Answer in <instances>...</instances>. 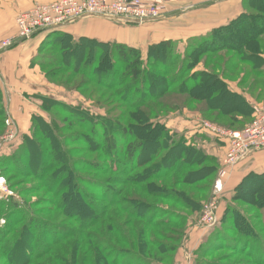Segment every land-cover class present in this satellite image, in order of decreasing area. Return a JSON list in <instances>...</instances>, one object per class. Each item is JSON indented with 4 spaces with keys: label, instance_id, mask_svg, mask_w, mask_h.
Wrapping results in <instances>:
<instances>
[{
    "label": "trees",
    "instance_id": "trees-1",
    "mask_svg": "<svg viewBox=\"0 0 264 264\" xmlns=\"http://www.w3.org/2000/svg\"><path fill=\"white\" fill-rule=\"evenodd\" d=\"M259 2L264 4V0H259ZM249 4L250 8H255L261 13L264 12V8L256 6L253 0H244L245 12L229 23L213 29L207 35L190 38L188 45L185 47V54L182 55L174 52L176 48L173 46L175 45L173 40L152 43L148 47L145 57L139 49L133 46L100 41L84 36L74 38L72 35L59 30L49 33L45 38L38 55L33 60L34 64L37 63L36 60H38L41 68L45 64L49 66L62 64L61 69L69 70L73 74L83 75L87 77L90 83H93L90 85L85 82L92 91L87 96L92 98L97 94V100L94 103L114 104L113 109L105 107L107 112L103 115L96 113L91 108L68 104L50 97H42L41 101L44 109L54 108L55 112L63 118V121L68 123L65 126L66 128H81L83 132L69 134L66 137V143L61 135L65 128L58 125L59 122L56 120V116H52L51 123H48L40 116L34 115L32 120L34 122L35 120L39 121V125L32 130L33 134L31 136L29 134L24 136L26 140L24 142V152L26 154L23 158L27 159L28 165H31V163L33 165L37 161V155L44 151L45 139L52 143V146L49 149L47 148V152H50L47 157L49 160H54L55 163L50 165L51 170L53 168L54 170L47 183L52 191L55 187L64 191L73 186L74 191H68L70 194L85 196L89 212L78 209L76 204L75 208L81 211L82 219L86 217L90 221L89 225L91 227L99 225V217L108 213L110 207H115L110 224L112 235L108 236V233L102 230V234H100L99 229L89 233H86L84 229H78L80 230L78 232L70 230L65 235V237H70L79 233L83 239L79 243H86L84 244V250L87 249L88 243V248H92L91 245H93V248H96V252L93 254L95 261L105 260L106 264H174L175 251L178 246L165 242L160 238L170 240H176V238L161 234L158 228L172 223L175 215L181 218L179 212L177 209L166 210L165 215H168L164 218H169L167 220L162 218L161 221H157L154 217L151 218L146 214L143 215L142 213L152 206L147 198L160 199L165 203L170 202L177 208L192 209L191 211L197 212L201 208L202 201L194 199L195 192L200 194L208 190V194L212 195L216 180L211 183L209 188L204 184L194 183L206 180L209 174L204 175V171L216 172L215 166H219L220 163L214 157H197L198 152L191 146H187L188 143L183 138H180L178 142L173 140L170 130L159 119L165 113V108L171 106L173 109L183 106L188 107L191 101L196 103L205 101V106H208L207 112L206 109L201 112L207 118H211L212 116L208 111H215L217 114H214L216 116V121H214L217 123H219L218 119L228 115L233 118L232 121L235 123L234 117H236L235 119L239 117L235 114L236 110L245 118H250L254 114L255 109L254 107L251 108L248 98L233 91L228 81L230 77L238 75V71L241 70L242 72L243 69H247L245 75H255L258 79L264 73V14H249V10L246 9V5L249 6ZM58 36H63L65 38L63 41L68 44L66 42H64L65 44H54L53 39ZM235 42L238 45H235ZM47 48L55 51L58 56H49L48 59L41 56ZM218 51L224 52L225 57H222V59L227 57V60L230 61L229 65L224 68V66H219L216 63L214 67H210L205 62V68L198 69L203 54ZM234 61L240 62L243 67L240 68L239 64H232ZM55 69H57L56 73L62 71L59 68ZM220 69L223 71L222 75L216 72ZM260 80L254 81L250 89L257 90L259 87L263 89L264 78L262 77ZM85 93L87 91H84L83 94ZM171 94L187 95L190 98L179 104V100L171 98ZM0 97L3 100L1 88ZM235 100H237V103H234ZM226 101H231L228 104L231 108L224 107L227 105ZM238 102L246 108L245 111L240 110L241 106ZM3 116L5 117L2 118ZM5 118L4 110H0V136L4 130H7ZM56 130L60 134H56ZM39 134L43 136V140L37 141L36 137ZM73 144L76 146L71 148ZM69 146L70 148H67ZM152 148L153 150L150 151ZM81 149H86L88 155L99 153L104 156L110 162L111 169L121 171L125 175V179L112 176L111 182H118L116 184L119 185L125 184L123 188L130 187L128 188L130 191L122 195L123 190H113L109 186L107 187L105 182H101V179H97L95 175L82 174L80 170L96 175L103 174L105 166L97 157H75V154ZM191 154H195L196 157L192 159ZM122 156L126 157V164L121 160ZM2 157H0V164ZM181 160L183 164L180 168L177 167L178 165H173V163H179ZM203 163H210L214 166H207ZM201 164L203 166L199 170L186 172L190 167H197ZM46 173L47 170L39 175L43 181L46 179ZM172 173H176V178H171L172 182L182 183L187 187L180 190L164 187L165 189L162 191L163 187L157 182L162 178L169 177ZM193 184L194 188L191 187ZM140 186L143 193L147 195L146 198L140 196L143 201L133 191ZM86 187L93 192L89 193ZM86 193L89 196H86ZM107 193H109V196H106ZM69 196H62V203H58L55 198L53 203L63 210L65 217L73 218L75 216H72L71 212L74 213V209L70 208V211H68L69 207L67 206ZM103 196L104 204L100 202ZM98 198H100V201H98ZM10 199L12 198L10 197ZM235 199L253 207L256 206L258 200L262 199L264 201V173L251 172L246 175L235 189V194L231 200ZM63 203H65V209H62ZM16 205L14 203V206ZM97 205H101V210L94 207ZM261 206L264 208V202ZM121 213H125L132 218H143L145 225L135 224L136 231L135 229L127 231L126 226L124 225V227L116 219L117 215ZM91 214L93 215L92 218ZM32 217L34 216H31L26 224L18 230V237L15 236L17 224H13L7 233L9 235L13 234L12 238L10 237L9 240L4 239L5 244H9V246L7 249L2 250V255L7 258L9 264H23L25 263L24 259L27 260L29 256L25 253L22 258H17L18 253L15 251L22 244L25 236H29V234L31 237L33 236L30 231L32 228L29 227L30 221L33 220ZM240 221H243L244 225ZM41 222L46 224V221L41 220ZM234 222L238 230L246 229L248 232L253 233L251 228L254 229L255 226L250 218L247 219L245 216H241L236 218ZM125 223L129 224L131 220L127 219ZM181 224L183 223L181 222ZM152 228L156 229L150 231ZM95 232L100 238L95 237ZM91 236H93L94 242H91ZM242 243L246 244V242ZM25 247V250H31L29 243L27 246L25 244ZM231 250L245 253L251 259V255L246 253L245 248L232 246ZM155 252L156 255H162V258L150 256ZM28 253L32 255L34 251ZM129 253L136 257L138 261L127 262L129 258L124 257L128 256ZM263 258L257 260L256 263L263 264ZM87 260L88 255H86L82 264L85 261L88 263ZM253 261L255 262V260ZM60 263L71 264V260L64 258ZM72 264H77V262L72 260Z\"/></svg>",
    "mask_w": 264,
    "mask_h": 264
},
{
    "label": "rangeland",
    "instance_id": "rangeland-1",
    "mask_svg": "<svg viewBox=\"0 0 264 264\" xmlns=\"http://www.w3.org/2000/svg\"><path fill=\"white\" fill-rule=\"evenodd\" d=\"M180 0H164L165 4H168V6H172L175 3H179ZM210 3V2H208ZM208 3H204L201 5H209ZM253 3L256 4V6H261L264 8V4L260 3L259 0H253ZM191 4V2L186 3ZM192 7V4L189 5ZM246 9L249 10V14H264V12H260L255 8H250L246 5ZM172 14H164L160 18H156L158 20H161L164 18V16L167 18ZM17 18V17H16ZM114 19V18H109ZM154 19V20H156ZM153 20V19H150ZM147 20V21H150ZM144 21V22H147ZM131 23H144L139 22L135 20H129ZM262 27V25H260ZM17 32L14 35L8 36L13 37L16 36ZM5 37V38H8ZM192 38V37H191ZM264 39V34H263ZM54 44H65L63 41L65 38L63 36L55 37ZM188 40L185 41H173L175 42V45H173L176 49L174 50L177 54H185V47L188 45ZM21 40H18V42ZM17 43V42H16ZM15 43V44H16ZM14 44V45H15ZM66 44H68L66 42ZM235 45H238V43H234ZM150 46V45H149ZM139 49L143 55L146 57L148 48L146 50H142L139 47H134ZM227 54V53H225ZM43 57H46L47 59L49 56H58V54L55 51H51L50 49H46L42 52ZM224 56L223 51H218L215 53L207 52L201 56V63L198 67L199 70H202L205 68V62L208 63L210 67H214V65L217 63L219 66H227L229 65V60L226 57V59H222ZM35 59V58H34ZM33 59V60H34ZM35 65L38 64V60H36ZM232 64H239L240 68L243 67V65L240 62H232ZM39 65V64H38ZM40 66V65H39ZM264 66V65H263ZM63 67L62 64H59L57 66H49L48 64H45L41 71L43 73V76L45 78V87L46 90H42V93L44 95H39L36 97L38 99L37 106L35 107L34 115L40 116L45 122L51 123L52 116H56V120H58L59 124L63 128V131L61 132V135L63 136V140L67 141V136L69 134H73L75 132H83V129L81 128H73L69 127L66 128L65 126L68 124L66 121H63V118L60 117L59 114H57L54 108H50L48 110L44 109L42 106V97H50L54 98L56 100H60L63 102H66L68 104H75L80 105L81 107H87L91 108L93 111L99 114L105 115L107 109H113L114 104L110 103H100L96 104L94 103L97 100V94H95V97L90 98L87 95L91 94V90L89 89L90 86L85 84V82H88V84L92 85L93 83H90L87 79V77L80 75V74H73L71 71L66 69H61ZM55 68H59L62 70L61 72L56 73ZM218 72L220 75L223 74V71L220 69ZM264 72V69H263ZM247 74V69H243L238 71V75H235L234 77H230L228 79L229 85L233 91L238 92L239 94L244 95L248 98V101L251 103V108L255 107L256 104H264V87L261 89L259 87L257 90H251V84L254 81H261L262 77L258 79L255 75H245ZM261 90V92H260ZM84 91H87V93L83 94ZM260 94V95H259ZM171 98H175L179 100V104L183 103L184 100H187L190 98L187 95H170ZM203 103H196L194 101H191V104L188 107H179L177 109H173L172 106L169 108H165V113H163L160 116V122L164 123L167 128L170 130V134L173 137V140L179 141L180 138H183L188 144L187 146H191L193 149H195L198 156H204V157H214L217 158L219 161V166L216 167V172H205L204 175H207V179L204 181H198L194 184H204L207 186V188L210 187L211 183H214L217 177H220V172L222 169V147L225 146L224 141H222L217 136L212 135L211 133L201 129V123L203 121H209L211 123L218 124L220 126H223L225 128L230 129H240L248 124L252 123L254 121V114L250 116V118L242 117L239 113V111H235V114L238 115V119L235 123L232 121V117L225 116L220 119H218L217 123L215 122L216 116L214 114H217L215 111H208L209 114H211V118H207L201 111H204V109H208V106H205V101H202ZM231 101H226L225 108H231L228 104ZM36 103V102H35ZM65 103V104H66ZM234 103H237V100H235ZM238 104L241 106L240 110L245 111L246 108L242 106L240 102ZM0 110H4L6 114L5 121L7 124V130L3 131L2 135L6 134L8 132V129L12 126L14 130H16L17 135L13 139V141L9 143H5L2 146V149L0 150V157H2L1 164H0V178L4 184V188L7 190L1 191L0 190V264H9L7 258H5L2 255V250L5 248L7 249L9 244H5V240H9V238L13 236V234L9 235L7 234L9 229L13 226V224H17L15 227V236H19L18 230L24 226L27 222V220L32 217L33 220L30 221V230L33 234H29V236H25L27 238H23L22 244L18 247V249L15 251L17 252V258H22L25 253L29 254L27 260L24 259L25 263L27 264H62L60 263L62 259L67 258L68 260H75L77 264H82V261L85 260L86 255H88V263L83 262V264H106L105 260H99L95 261L94 255L96 252V248H93V245H91L92 248L88 247L86 250H84V243H79L83 239L79 233L73 234L70 237H65L66 234L70 232V230H74V232H78L81 229L85 230L86 233H89L91 231H96V229H99V231H103L105 233H108V236L112 233V230H110V224H111V218H112V212L115 210V207H110L108 210V213L105 215H102L99 217L98 222H100L99 225H95L94 227H91L89 225L90 221L86 219H82L81 217V211L77 210L75 208L78 206V209H82L85 211H88V205H87V199L85 196H77V194H70L68 191L73 192L74 188L71 186L68 189H65L64 191H61L59 188H54V191H52L51 187H49V184L47 183L52 174L54 168L51 170V164H54V160H49L47 155L50 154V152H47V148L49 149L50 146H52V143L49 140H44V148L39 153L37 161L31 163V165H28L27 159L25 160L24 152L25 150V143L26 140L24 139L23 134L18 133L17 126L15 123L12 122V118L10 115H8V110L6 106L3 103L2 98L0 97ZM56 114V115H55ZM33 115V116H34ZM189 115V116H188ZM208 115V114H207ZM3 116L2 118H4ZM33 118V117H32ZM199 119V120H198ZM10 120L11 125H8L7 121ZM215 120V121H214ZM189 122V128L193 125V129L195 131H192L190 133H186L184 129L179 128L180 123L182 122ZM173 124L174 127H168L170 124ZM57 124V123H56ZM39 125V121L35 122L32 120V126L29 131V135L31 136L33 134V129L36 128V126ZM56 134H60L58 130L55 132ZM146 134V133H144ZM0 136V138H1ZM43 136L39 134V136L36 137L37 141L43 140ZM122 138V137H121ZM119 139V137H118ZM120 141V140H119ZM69 142V141H68ZM67 143V142H66ZM223 143V144H222ZM121 144V141H120ZM24 146V147H23ZM76 145H71V148H73ZM67 148H70L67 147ZM153 150L150 149V151ZM84 156L87 157H97V159L103 164L104 169L103 174L96 175L95 173H89L83 170H80L82 174H92L97 177V179H101V182H105L107 187L109 186L113 190H123L122 195H125L127 192L130 191V187H125V184H116L118 182H111L112 176H119L120 178L125 179V175L121 171H116L111 169L110 162L106 160L104 156H101L99 153H94L92 155H88V152L86 149H81L77 154H75V157L82 158ZM191 158L196 157L195 154L190 155ZM121 160L125 162L126 164V157L122 156ZM123 163V165L125 166ZM182 160L179 161V163H173V165H178L177 167L180 168L182 165ZM207 166H214L210 163H203ZM203 164L197 166V167H190L188 169L189 172L191 170H199ZM24 165V166H23ZM205 166V165H204ZM47 170L46 179L43 181L39 175L45 173V169ZM44 171V172H43ZM31 173V174H23V173ZM94 177V176H93ZM176 178V173H172L167 178L160 179L157 183H159L160 186L167 188H175L177 190L183 189L187 187L186 185L179 183L176 184L171 181V178ZM95 179V178H94ZM96 179V180H97ZM194 184L191 186L194 188ZM105 185V186H106ZM165 185V186H164ZM260 186V184H258ZM12 186V187H11ZM133 186V185H131ZM196 186V185H195ZM85 188V184H84ZM83 190V189H82ZM86 190L91 193L90 188L86 187ZM133 191L136 192V196L138 198L143 197L146 198L147 195H145L140 187H136ZM208 191V190H207ZM205 191L204 193L197 194L195 192L194 199H199L202 201L201 208L197 212H193L188 209L183 208H177L176 206H173L170 202H163L160 199H154V198H147L150 200L151 208L146 209L143 215L146 214L147 216H150L151 218H155L157 221H161L162 218L167 220L169 217L164 218L166 213V210H175L179 212V216L181 218H178L176 215L174 217V221L172 223H168L165 225H162L163 227L158 228V231L161 232L163 235L170 236L172 238H176V240H170L165 239L161 237L165 242L176 244L178 248L175 251V261L174 264H258L256 263L257 260L263 258L264 256V208L261 206V204L264 202L262 199L258 200V203L256 206H249L240 200H229V202L224 206V208L221 211L220 216L218 213L216 214L217 221L212 224L211 226L203 225L200 222V219L203 215V212L206 211V206L210 204V202L213 200V194L210 195L208 192ZM170 192V191H169ZM62 193V194H61ZM64 194V195H63ZM97 194V193H96ZM109 193H107L106 196ZM72 195V196H69ZM62 196H69L67 206L68 211H70V208L72 210L74 209V213L71 212L73 218L65 217L63 214V210L56 206L53 201L56 198V201L58 203L61 202ZM86 196H89L86 193ZM209 196V197H208ZM10 197L12 199H10ZM100 201V198H98ZM141 199V198H140ZM142 200V199H141ZM143 201V200H142ZM102 204H104V196L103 199L100 201ZM14 203L17 205L14 206ZM62 203V202H61ZM64 206L62 209H65V203H63ZM62 204V205H63ZM101 206V205H100ZM99 205L94 206L95 208L98 207L99 210H101V207ZM203 206V207H202ZM202 209V210H201ZM89 212V211H88ZM8 214V215H7ZM7 215V216H4ZM85 215V214H84ZM87 216V215H85ZM91 214V218H92ZM170 216V214H169ZM250 218L252 222L254 223L255 228H250L253 230V233L248 232L246 229L238 230L235 225V219L238 217ZM145 217V216H144ZM40 218H43L41 220L46 221V224H43L41 222ZM116 219L125 227V229L132 230L136 229L135 224L138 225H145V221L143 218L137 217L132 218L128 216L125 213H121L120 215H117ZM130 219L131 223L126 224V220ZM190 220V221H188ZM181 222L183 224H181ZM241 224L244 225L243 221H240ZM29 225V223H27ZM97 224V223H96ZM90 226V227H89ZM80 229V230H78ZM156 228H152L151 230H155ZM36 230V231H35ZM246 232H245V231ZM102 231L100 234H102ZM202 231V232H201ZM95 237L100 238L96 232ZM17 236V237H18ZM10 238V239H11ZM159 238V237H158ZM5 239V240H4ZM60 239V240H59ZM90 240L91 242H94L93 236H91ZM4 241V243H2ZM241 242H246V244H241ZM31 245V250L26 249L25 244ZM31 243V244H30ZM122 245V244H121ZM33 246V247H32ZM232 246H238L240 248H245L246 253H249L251 255V259L246 256L245 253H240L238 251H233ZM95 250V251H94ZM34 251L32 255L28 252ZM67 254V255H66ZM153 257H159L162 258V255H156V252L153 253ZM73 258V259H72ZM124 258L127 259V262L133 263L134 261H138L136 257L131 255L125 256ZM255 260V262L253 260ZM264 259V258H263ZM17 260V259H16ZM123 260V259H122ZM124 261V260H123ZM97 262V263H96ZM23 263V264H25ZM169 263V262H168ZM109 264V263H108ZM158 264V263H156ZM264 264V263H263Z\"/></svg>",
    "mask_w": 264,
    "mask_h": 264
},
{
    "label": "crops",
    "instance_id": "crops-1",
    "mask_svg": "<svg viewBox=\"0 0 264 264\" xmlns=\"http://www.w3.org/2000/svg\"><path fill=\"white\" fill-rule=\"evenodd\" d=\"M51 1L53 0H0V41L17 32L16 17L21 12L37 3ZM187 2H191L192 7L189 6L191 4L187 5ZM204 3L209 5H201ZM164 9L167 14L172 15L167 18L164 16L161 20L153 19L140 24L120 18L90 16L68 24L59 31L74 38L84 36L146 50L149 45L156 42L185 41L191 37L207 35L246 11L244 0H180L172 6L165 4ZM49 33L51 32L36 33L8 49H0V88L8 115L18 127L19 135L29 134L38 101L36 97L39 93L44 95L42 90H46L41 67L35 65L33 59L38 55ZM188 123L186 121L180 123L178 129H186V133L195 131L192 130L193 125L192 129L189 128ZM168 127L174 126L171 123ZM222 149L223 164L226 146ZM251 172L264 173V150L254 153L251 158L229 168L225 174L217 177L212 194L218 198L219 216L224 206L234 196L237 185ZM217 182L221 186V191L214 194Z\"/></svg>",
    "mask_w": 264,
    "mask_h": 264
},
{
    "label": "built area",
    "instance_id": "built-area-1",
    "mask_svg": "<svg viewBox=\"0 0 264 264\" xmlns=\"http://www.w3.org/2000/svg\"><path fill=\"white\" fill-rule=\"evenodd\" d=\"M164 0H53L37 3L21 12L16 18L17 34L0 41V49L12 47L18 40L28 39L36 33L54 32L81 18L100 16L144 22L160 18L166 14ZM254 121L242 129H228L209 121L201 123V129L217 136L226 146L220 176L229 168L251 158L256 152L264 150V104L254 107ZM11 125L10 120L7 121ZM17 132L11 126L0 138V150L16 137ZM0 190H7L0 178ZM221 191L217 182L215 193ZM206 206L200 219L203 225L214 224L218 213V198Z\"/></svg>",
    "mask_w": 264,
    "mask_h": 264
}]
</instances>
